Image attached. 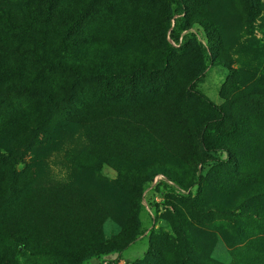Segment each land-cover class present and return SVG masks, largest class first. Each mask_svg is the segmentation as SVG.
Returning a JSON list of instances; mask_svg holds the SVG:
<instances>
[{
    "label": "rangeland",
    "instance_id": "1",
    "mask_svg": "<svg viewBox=\"0 0 264 264\" xmlns=\"http://www.w3.org/2000/svg\"><path fill=\"white\" fill-rule=\"evenodd\" d=\"M26 1L0 0L2 13ZM249 2L187 0L188 17L197 23L176 43L174 23L170 29L167 23L172 0H58L61 10L83 15L77 33L88 63L104 62L121 74L72 85L73 104L57 109L39 95L17 88L3 96L7 88H0V193L6 198L0 203V255L7 264H79L81 254L70 256L69 249L87 251L83 243L96 239L97 248H112L131 238L136 242L119 264H264V179L244 183L251 166L264 164V139L251 132L257 116L264 119V95L252 93L264 88V0H254L255 9ZM166 42L175 52L163 72ZM0 69L5 86L40 75L56 87L72 78L33 58L14 59L1 47ZM191 88L224 114L193 98ZM119 111L129 117L141 112L154 122L159 115L168 130L177 128L181 153L172 157L195 160L166 168L187 191L163 175L144 185L124 183L119 172L131 166L125 160L128 166L119 161L120 167L116 159L105 165L89 160L99 150L81 123ZM75 155L79 168L72 166ZM38 192L37 219L23 231L29 237L8 238L4 218L16 205L26 212ZM93 199L105 219L91 214ZM258 241L263 251H252L249 243ZM118 255L106 253L89 264H108Z\"/></svg>",
    "mask_w": 264,
    "mask_h": 264
},
{
    "label": "trees",
    "instance_id": "2",
    "mask_svg": "<svg viewBox=\"0 0 264 264\" xmlns=\"http://www.w3.org/2000/svg\"><path fill=\"white\" fill-rule=\"evenodd\" d=\"M172 1L175 4V8L167 21L168 29L174 23L171 34L175 42L179 43V38L183 32L189 30L191 24L197 22H191L188 17L187 0ZM249 5L254 9L256 8L254 0H250ZM2 12L4 11L0 7V17L4 18L3 21H6L7 33L3 32V29L0 30L1 48L11 53L14 59L20 57L33 58L38 64L42 62L51 69L72 76L71 79L58 83L56 87L46 85L40 75L37 76L36 81H30L29 83L23 81L10 82L5 86L3 81L4 72L0 69V88H7L4 94L0 91V94H3V96L7 95L9 90L13 93L17 91V88H20V90L22 89L29 94L39 95L51 109H57L63 103L73 104L75 93H70L73 89L71 88L72 85L99 77L113 78L116 74H121L120 70L115 71L108 67L107 64L103 65L102 63L104 62H96L93 65L88 63L86 56L83 54L84 50L80 51V49H83L84 40L78 35L83 15L76 8H71V11L66 9L61 10L58 6V0H29L21 7L8 10L5 13ZM174 52L175 48L169 42H166L165 50L161 55L162 65L158 68L159 70L165 72L168 69L171 55ZM138 69L142 72L148 70L142 65L140 68L138 66ZM149 70L156 71L157 69L151 68ZM30 75L33 76L34 72H31ZM255 92L264 95V88H254L252 93ZM190 94L208 109L224 114L223 110L217 108L209 98L195 89L191 88ZM254 112L257 113L256 105ZM262 115L257 116L259 120L258 128L251 130V132L264 139L262 136L264 132V119ZM81 128L84 131H91L92 141L97 145L99 150L98 155L89 157V160L105 165L109 160L116 159L117 161L114 163L118 167H120L119 161L122 163L126 161L131 165L128 166L125 163L129 169L119 172V178L124 183L133 184V182H139L141 185H144L153 183L157 175H163L164 178H168V181L177 185L181 190H188L166 167L179 164L190 165L194 162L195 157H172L181 153L178 151L180 147H177V144L181 142V138L178 137L177 128H172V132L170 129L168 130L167 123L161 121L159 115H157L154 122L152 119H145L141 112L129 117L127 114L125 115L119 111L112 113L106 119L86 118L81 123ZM172 134L174 135L172 136ZM262 142L264 143L263 140ZM118 149H120L119 155ZM221 151L226 152L225 150ZM135 157L137 164L133 162ZM224 161H219L220 165H225ZM72 166L79 168L76 155L74 156V165ZM150 168L152 169L151 171H149ZM249 169L251 170L248 173V177H244V183L256 184V180L260 177L264 179V164L262 167L254 164ZM262 185L264 186V182ZM5 199V196L0 193V203H4ZM99 207L97 201L93 199V204L89 207L91 214L97 211L98 217L105 219V211L98 210ZM80 209L85 210L86 206H80ZM39 210L40 192L31 196L30 206L26 212L22 209L19 211L18 205H16L12 217L6 216L4 218L5 226L8 227V238L13 239V237L17 238L20 236L21 239H26L29 237L23 231L28 229L25 226L30 223L28 222L29 219L32 222L37 219L36 215H38ZM71 213L77 217L79 211L72 210ZM97 241L98 239L92 240L90 243H83L82 247L89 246L87 251L71 248L68 250V254L73 256L76 253H80L79 264H89L95 258L99 259L106 253L118 252V258L108 264H119L121 254L125 251L124 249L134 244L136 239L131 238L124 240V242L116 241L118 246L103 249L97 248ZM259 241L256 244L249 243L252 251H263V248L259 246ZM61 251L66 252V249H61ZM68 254L66 253L65 257H70ZM259 255L260 253H257L253 260H258ZM74 258L78 259L76 256ZM0 264H7L6 257L0 255Z\"/></svg>",
    "mask_w": 264,
    "mask_h": 264
}]
</instances>
